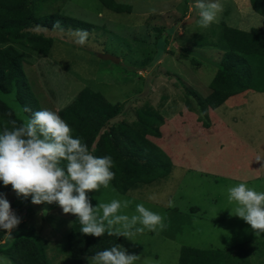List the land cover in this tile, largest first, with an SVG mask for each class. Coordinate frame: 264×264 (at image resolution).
<instances>
[{"label":"rangeland","instance_id":"374dc122","mask_svg":"<svg viewBox=\"0 0 264 264\" xmlns=\"http://www.w3.org/2000/svg\"><path fill=\"white\" fill-rule=\"evenodd\" d=\"M113 1L127 10L112 11L98 0L29 1L37 16L67 15L91 27L83 29L89 34L83 46L72 35L80 28L28 29L51 42L46 56L19 48L26 60L22 69L30 91L22 90L27 99L23 104L36 111L38 107L56 111L86 86L119 106L101 130L134 120L142 106L162 115L160 136L151 140L168 157L169 173L138 182L122 194L111 185L87 193L93 206L129 200L124 214L131 216L136 204L142 203L164 218L163 230L133 233L130 239L120 236L118 244L141 257L136 264H177L181 246L230 249L233 255L241 248L247 264H264V233L254 232L243 219L231 215L236 205L227 198L228 187L242 182L264 192V161L255 160L264 156V91L248 89L231 95L214 109L207 108L205 115L196 100V95L208 93L217 67L221 50L213 44L220 25L236 27L233 21L239 16L251 21L243 13L247 3L220 0L223 10L216 21L202 28L196 23L194 0ZM249 8L258 15L250 4ZM0 100L21 123L30 117L15 88L0 92ZM4 198L21 217L18 226L34 229L44 239L49 264H65L64 254H56L53 247L68 231L73 214H64L57 204H33L31 197H18L13 190ZM45 207L49 214L37 215ZM12 235L9 239L0 230V264H12L3 253L15 237L14 230ZM86 256L90 255L80 257L81 264H88Z\"/></svg>","mask_w":264,"mask_h":264},{"label":"trees","instance_id":"16d2710c","mask_svg":"<svg viewBox=\"0 0 264 264\" xmlns=\"http://www.w3.org/2000/svg\"><path fill=\"white\" fill-rule=\"evenodd\" d=\"M29 1L0 0V92L9 93L15 88L24 108L23 102L27 99L22 90L29 94L30 91L22 69L25 59L19 48L46 56L51 42L50 38L32 34L28 29L91 27L90 24L67 15L47 13L37 16ZM98 1L115 12L127 10L126 6L113 0ZM248 1L251 9L262 17L263 27L241 30L220 25L216 43L213 44L221 50L217 67L208 83V93L201 98L196 95L199 110L204 115L207 108L214 109L231 95L248 89L264 91V0ZM38 7L41 5L38 4ZM57 21L60 22L59 28L54 27ZM31 109L32 112L36 111ZM38 110L41 108L38 107ZM118 110L117 103L109 102L98 91L84 86L67 105L56 112L71 127L73 137L80 138L93 155L112 157L111 170L115 173V178L110 185L122 194L128 188L135 187L138 182L148 183L165 177L171 164L166 154L151 140L160 136L162 115L150 106H142L136 109L134 120L119 121L110 129L101 130ZM32 112H28L30 116ZM13 121L17 125L21 124L12 109L0 100V131L5 127L11 129ZM99 130L101 134L97 136ZM11 190V185L5 187L0 181V193L5 195ZM188 210L194 212L192 208ZM80 227L77 217L73 215L68 231L53 247L56 254H64L65 264H81V256H91L119 242L120 237L109 236L107 233L101 237L84 235L80 232ZM14 232L13 241L3 249L12 264H49L45 256L44 239L34 233V229L18 226ZM246 261L245 250L241 248L233 255L230 249L181 246L177 258V264H247Z\"/></svg>","mask_w":264,"mask_h":264},{"label":"clouds","instance_id":"9594fccd","mask_svg":"<svg viewBox=\"0 0 264 264\" xmlns=\"http://www.w3.org/2000/svg\"><path fill=\"white\" fill-rule=\"evenodd\" d=\"M196 23L207 28L214 23L223 10L220 0H194ZM54 27L59 28L57 21ZM75 42L81 46L87 43L88 32L77 29L72 32ZM25 112H32L25 107ZM0 131V181L5 187L11 185L18 197L36 205L57 204L64 214H73L84 235L129 238L133 233L145 230H163L164 218L142 203L136 204L135 213L124 214L131 203L129 200L112 199L93 206L87 193L108 188L115 178L111 170V156L98 157L78 137H73L72 129L59 114L43 108L32 112L26 121ZM256 161H264L257 156ZM261 167H264L262 164ZM228 201L234 203L230 214L243 219L256 233H264V192H258L246 183H239L227 189ZM49 214L47 207L37 215ZM21 223L11 208L10 202L0 193V230L9 239ZM88 264H136L141 257L130 254L119 244L85 257Z\"/></svg>","mask_w":264,"mask_h":264},{"label":"crops","instance_id":"0c3cea01","mask_svg":"<svg viewBox=\"0 0 264 264\" xmlns=\"http://www.w3.org/2000/svg\"><path fill=\"white\" fill-rule=\"evenodd\" d=\"M242 2L244 1L245 3H247V12L244 10V16L245 15H250L251 16V21L250 20H248L246 17H244V18H241V16H239L238 18H235L234 19V26L235 25H237V26H241V27H239L240 29H242V30H248L250 27H263V25H262V17L258 14V15H256V14H254L251 10H250V8H249V3L248 2H246L245 0H241ZM247 22H252L253 24H251V25H249V26H246L245 24L247 23ZM258 23V24H257ZM237 26L236 27H234V28H237ZM230 27H232V26H230ZM238 28V29H239ZM7 237V236H6Z\"/></svg>","mask_w":264,"mask_h":264},{"label":"water","instance_id":"95a60500","mask_svg":"<svg viewBox=\"0 0 264 264\" xmlns=\"http://www.w3.org/2000/svg\"><path fill=\"white\" fill-rule=\"evenodd\" d=\"M115 62H117V60L115 59Z\"/></svg>","mask_w":264,"mask_h":264}]
</instances>
